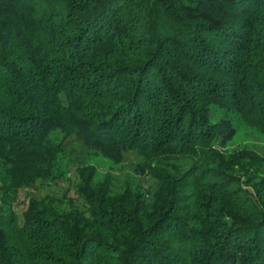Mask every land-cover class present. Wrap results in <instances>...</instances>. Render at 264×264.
<instances>
[{"label": "trees", "instance_id": "16d2710c", "mask_svg": "<svg viewBox=\"0 0 264 264\" xmlns=\"http://www.w3.org/2000/svg\"><path fill=\"white\" fill-rule=\"evenodd\" d=\"M237 118L264 133V0H0V264H264V155L222 150ZM59 130L140 154L156 188L89 164L83 204L20 220L14 196L62 173Z\"/></svg>", "mask_w": 264, "mask_h": 264}, {"label": "rangeland", "instance_id": "374dc122", "mask_svg": "<svg viewBox=\"0 0 264 264\" xmlns=\"http://www.w3.org/2000/svg\"><path fill=\"white\" fill-rule=\"evenodd\" d=\"M213 116L217 119L220 113L215 107ZM236 127L235 137L225 145L222 150L236 152L241 149H254L259 154L264 155V133L255 127H250L240 119H233ZM52 141L55 143L62 142L64 151H61L57 158L58 168L62 173L59 177L49 178L47 180H37L33 186L22 188L19 196L12 207L20 220L23 218V211L27 207L30 198L45 199L47 196L52 197L61 207L70 208L75 202L83 204L82 197L77 192V184L80 181L79 167H85L89 164L96 168L94 180L102 182L108 180L112 182L114 192H123L125 188L132 187L136 190L140 188L150 192L157 186L155 178L148 173H142L139 164L143 163L144 158L138 153L128 152L125 159L114 161L107 156L97 154L92 148L85 144L78 135L66 136L61 130L52 135ZM182 169L190 166V160L178 162ZM156 165V164H155ZM9 163H0V205L4 200L3 190L9 179L6 177L9 171ZM12 196V192L8 191ZM15 194V193H14ZM13 197V196H12Z\"/></svg>", "mask_w": 264, "mask_h": 264}]
</instances>
